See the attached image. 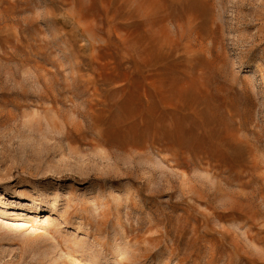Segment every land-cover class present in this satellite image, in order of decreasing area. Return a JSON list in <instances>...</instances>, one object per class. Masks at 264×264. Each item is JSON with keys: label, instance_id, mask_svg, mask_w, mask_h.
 Segmentation results:
<instances>
[{"label": "rangeland", "instance_id": "obj_1", "mask_svg": "<svg viewBox=\"0 0 264 264\" xmlns=\"http://www.w3.org/2000/svg\"><path fill=\"white\" fill-rule=\"evenodd\" d=\"M0 264H264V0H0Z\"/></svg>", "mask_w": 264, "mask_h": 264}]
</instances>
